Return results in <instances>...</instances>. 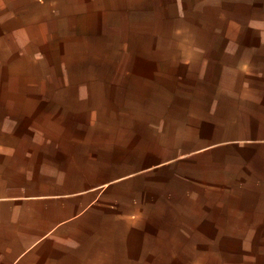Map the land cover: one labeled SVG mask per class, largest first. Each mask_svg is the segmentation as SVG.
I'll return each instance as SVG.
<instances>
[{"label":"crops","instance_id":"0c3cea01","mask_svg":"<svg viewBox=\"0 0 264 264\" xmlns=\"http://www.w3.org/2000/svg\"><path fill=\"white\" fill-rule=\"evenodd\" d=\"M126 249L264 264V0H0V264Z\"/></svg>","mask_w":264,"mask_h":264},{"label":"rangeland","instance_id":"374dc122","mask_svg":"<svg viewBox=\"0 0 264 264\" xmlns=\"http://www.w3.org/2000/svg\"><path fill=\"white\" fill-rule=\"evenodd\" d=\"M133 256H134V252H133L132 249L130 251L128 249H126L125 251L121 250V252H120V254L118 256V260H117V258H115L113 263L114 264H144L143 258L141 259V261H139L137 263H134L133 262L134 261V257ZM186 259L187 258H185V260ZM194 259H196V258L189 257L188 258V264H193L192 261ZM183 264H185V262Z\"/></svg>","mask_w":264,"mask_h":264}]
</instances>
